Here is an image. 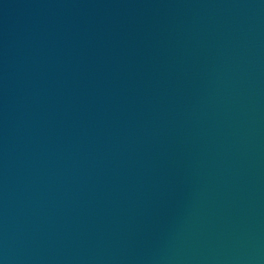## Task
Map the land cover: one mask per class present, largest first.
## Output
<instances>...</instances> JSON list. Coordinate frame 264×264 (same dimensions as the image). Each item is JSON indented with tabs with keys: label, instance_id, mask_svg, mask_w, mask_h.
<instances>
[{
	"label": "water",
	"instance_id": "95a60500",
	"mask_svg": "<svg viewBox=\"0 0 264 264\" xmlns=\"http://www.w3.org/2000/svg\"><path fill=\"white\" fill-rule=\"evenodd\" d=\"M0 264H264V0H0Z\"/></svg>",
	"mask_w": 264,
	"mask_h": 264
}]
</instances>
